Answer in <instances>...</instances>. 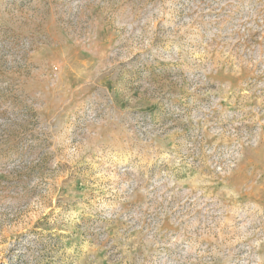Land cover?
<instances>
[{"label": "rangeland", "instance_id": "1", "mask_svg": "<svg viewBox=\"0 0 264 264\" xmlns=\"http://www.w3.org/2000/svg\"><path fill=\"white\" fill-rule=\"evenodd\" d=\"M0 264H264V0H0Z\"/></svg>", "mask_w": 264, "mask_h": 264}]
</instances>
